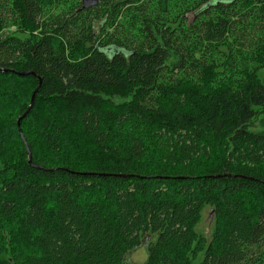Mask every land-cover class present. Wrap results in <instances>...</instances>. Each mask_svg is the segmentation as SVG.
<instances>
[{
  "label": "trees",
  "instance_id": "1",
  "mask_svg": "<svg viewBox=\"0 0 264 264\" xmlns=\"http://www.w3.org/2000/svg\"><path fill=\"white\" fill-rule=\"evenodd\" d=\"M263 67L264 0H0V264H264Z\"/></svg>",
  "mask_w": 264,
  "mask_h": 264
},
{
  "label": "rangeland",
  "instance_id": "2",
  "mask_svg": "<svg viewBox=\"0 0 264 264\" xmlns=\"http://www.w3.org/2000/svg\"><path fill=\"white\" fill-rule=\"evenodd\" d=\"M257 74L259 79L264 83V67L259 69ZM210 216L211 211L209 209H206L203 213L200 224L196 227L197 232L207 239L210 238V234L212 231V219L210 218ZM128 259L131 264H144L147 259V254L143 248H138L137 250L129 254Z\"/></svg>",
  "mask_w": 264,
  "mask_h": 264
},
{
  "label": "water",
  "instance_id": "3",
  "mask_svg": "<svg viewBox=\"0 0 264 264\" xmlns=\"http://www.w3.org/2000/svg\"><path fill=\"white\" fill-rule=\"evenodd\" d=\"M100 1H104V0H81L82 9L88 10L90 8L96 7ZM0 72H4V73L11 72V73L19 75V76H27V75L35 76L33 73L16 72L14 70H6V69H0ZM37 79L39 80V83L31 95L29 107L27 108L25 113L17 120L18 131L20 133V136L22 138V141H23V143L26 147L27 153H28L29 165H31L32 167H36V166L34 164H32L30 150H29L28 144H27V142H26V140H25V138L21 132L20 124H21V121L26 117L30 108L33 106L34 101H35V96H36V94H37V92L41 86V80L39 78H37Z\"/></svg>",
  "mask_w": 264,
  "mask_h": 264
}]
</instances>
